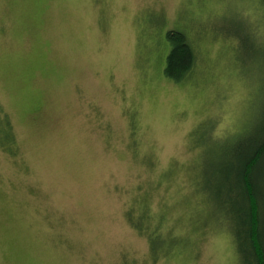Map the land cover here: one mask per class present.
<instances>
[{
    "label": "rangeland",
    "instance_id": "1",
    "mask_svg": "<svg viewBox=\"0 0 264 264\" xmlns=\"http://www.w3.org/2000/svg\"><path fill=\"white\" fill-rule=\"evenodd\" d=\"M262 131L264 0H0V264H242Z\"/></svg>",
    "mask_w": 264,
    "mask_h": 264
},
{
    "label": "trees",
    "instance_id": "2",
    "mask_svg": "<svg viewBox=\"0 0 264 264\" xmlns=\"http://www.w3.org/2000/svg\"><path fill=\"white\" fill-rule=\"evenodd\" d=\"M167 36L172 49L165 73L180 80L194 67L196 55L184 31L172 29ZM235 156L237 181L234 191L239 207L233 211L234 239L242 264H264V193L260 185L263 175L258 174L264 164V131L239 141Z\"/></svg>",
    "mask_w": 264,
    "mask_h": 264
}]
</instances>
